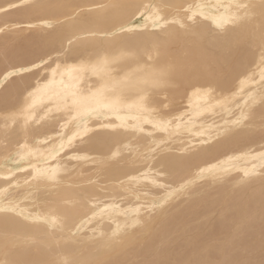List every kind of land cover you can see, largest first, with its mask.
<instances>
[{"label":"bare ground","instance_id":"bare-ground-1","mask_svg":"<svg viewBox=\"0 0 264 264\" xmlns=\"http://www.w3.org/2000/svg\"><path fill=\"white\" fill-rule=\"evenodd\" d=\"M17 4L0 264H264V0Z\"/></svg>","mask_w":264,"mask_h":264},{"label":"rangeland","instance_id":"rangeland-1","mask_svg":"<svg viewBox=\"0 0 264 264\" xmlns=\"http://www.w3.org/2000/svg\"><path fill=\"white\" fill-rule=\"evenodd\" d=\"M28 4L30 3V2H27ZM15 6V7H14ZM14 6H10V7H6V8H4L3 9V11H0V13L4 16V13L5 12H9V11H13V10H15L16 9V7H18V9L20 8V6L22 7V6H25L24 4H17V5H14ZM8 8V9H7ZM7 10V11H6ZM25 33V32H24ZM24 33H22V34H24ZM10 34H11V36L12 37H14L15 36V34H17V33H15V31H12V30H9V33H8V31H5V32H1L0 33V35H3V36H10ZM14 34V35H13ZM18 35V34H17ZM1 37V36H0ZM1 42V41H0ZM3 46H4V44L1 42L0 43V51H2V49H3ZM2 47V48H1ZM22 74V73H21ZM12 78H13V76H12ZM14 78H15V75H14ZM100 118V117H99ZM217 119L219 120L220 119V117H215L214 118V121H217ZM56 129V128H55ZM185 140V139H184ZM183 140V138L181 139V140H179V141H173V142H171L170 143V145L172 146V150H174V149H176V146L179 144V143H181L182 141H184ZM152 190H154V188L152 189ZM19 192V188H12L8 193L9 194H16V193H18Z\"/></svg>","mask_w":264,"mask_h":264}]
</instances>
